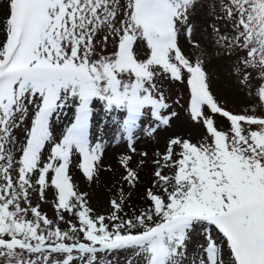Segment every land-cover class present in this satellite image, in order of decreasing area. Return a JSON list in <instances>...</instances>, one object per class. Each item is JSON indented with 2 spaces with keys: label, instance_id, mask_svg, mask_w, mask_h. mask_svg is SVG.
Returning a JSON list of instances; mask_svg holds the SVG:
<instances>
[{
  "label": "snow or ice",
  "instance_id": "snow-or-ice-1",
  "mask_svg": "<svg viewBox=\"0 0 264 264\" xmlns=\"http://www.w3.org/2000/svg\"><path fill=\"white\" fill-rule=\"evenodd\" d=\"M225 254L264 264V0H0V264Z\"/></svg>",
  "mask_w": 264,
  "mask_h": 264
},
{
  "label": "rangeland",
  "instance_id": "rangeland-1",
  "mask_svg": "<svg viewBox=\"0 0 264 264\" xmlns=\"http://www.w3.org/2000/svg\"><path fill=\"white\" fill-rule=\"evenodd\" d=\"M210 71L216 73L213 77V91L218 95L222 102H227L229 107L235 108L238 106H242L247 103L245 97L240 94L236 90L235 83L227 76L226 69H227V62L224 60H213L212 63L209 65ZM177 94H183L185 98L187 97L186 89L183 86H178L174 90V96ZM103 113H99L97 116V120L100 119ZM102 127L105 129V139H110L112 132L114 131V127L110 124L104 125L101 124ZM144 146V141L142 140L141 144L138 145V148H142ZM162 147V145H161ZM124 151V145L121 143L119 146L114 144H110L107 147L106 155H105V162L106 163H113L115 164V159L118 153ZM74 177L80 182L81 188L85 187V184L82 180L80 173L74 170ZM109 174H105L104 178L108 179ZM142 178L146 180V177L142 173ZM146 184H141L139 187V192L136 196L133 197L136 203H139V196L143 193ZM51 195H49V203L42 205V210L48 214L49 217H53L54 210L51 204ZM107 193L103 192L102 190H97L96 195L92 199V205L94 208L97 209L98 212H102L107 207ZM219 237V234L216 233ZM222 242V237L220 238ZM225 253H227V249H225ZM225 264H230L231 258L225 254L224 256Z\"/></svg>",
  "mask_w": 264,
  "mask_h": 264
}]
</instances>
